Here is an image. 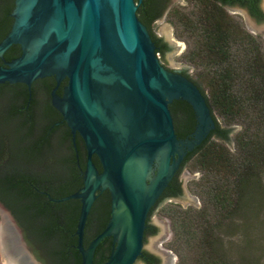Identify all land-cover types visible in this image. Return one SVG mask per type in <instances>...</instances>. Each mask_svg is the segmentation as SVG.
<instances>
[{"label":"water","instance_id":"obj_1","mask_svg":"<svg viewBox=\"0 0 264 264\" xmlns=\"http://www.w3.org/2000/svg\"><path fill=\"white\" fill-rule=\"evenodd\" d=\"M137 8L136 0H14L12 25L0 42V58L13 44L21 48L20 56L0 65V84L24 83L30 89L39 78L54 76L57 86L67 78L62 96L56 94L57 87L52 91L53 104L84 139L88 160L82 188L52 201H81L75 231L81 264H94L96 248L107 237L113 243L108 259L100 264L136 262L144 247L148 212L187 153L215 128L201 90L179 72L191 75L192 69L179 58L188 47L179 43L168 50L164 59L177 71L166 69ZM153 29L169 43L175 40L171 20L162 17ZM173 100L188 103L195 115V128L185 138L174 130L169 109ZM238 129L234 126L232 132ZM92 154L98 156L101 172ZM198 177L184 168L182 192L168 203L196 206L188 182ZM104 190L111 195V216L85 247L87 217L96 192ZM153 221L157 230L148 236L150 247L165 237L161 211ZM18 232L12 214L0 203L3 264H42L30 252L23 257L22 245L15 241ZM172 259L175 264L176 254Z\"/></svg>","mask_w":264,"mask_h":264},{"label":"trees","instance_id":"obj_2","mask_svg":"<svg viewBox=\"0 0 264 264\" xmlns=\"http://www.w3.org/2000/svg\"><path fill=\"white\" fill-rule=\"evenodd\" d=\"M142 1L136 0L137 16L147 27L156 53L162 56L164 47L152 32L158 6L155 0ZM13 7L14 0H0V42L11 28ZM171 18L193 40V47L184 58L193 67L194 75L187 71L183 75L201 90L215 128L183 161L190 172L199 174L190 185L199 205L182 207L167 203L161 209L170 226L167 245L177 256L176 264H264L262 43L216 5L198 3L190 12L181 15L172 12ZM20 54V46L11 45L0 58V65ZM48 83L45 79L41 84L48 86ZM1 95H7L9 101L4 115L0 113V162L3 153L19 160L0 165V200L25 222L24 226L37 239L32 247L43 264H81L75 235L80 203L70 199L46 204L37 191L45 189L55 198L74 193L80 181L76 180V172L70 171L72 159L68 157V172L63 180L43 175V165L35 160L31 163L20 160L34 158L40 152L29 138V131H25L29 127L27 117L20 114L25 111L28 87L24 83L6 82L0 84ZM170 107L176 134L185 138L194 129V112L183 100H175ZM17 116L21 123L14 128L9 125L1 132V122ZM236 125L239 129L232 132ZM177 184L179 187L180 183ZM107 203V207L101 208L105 220ZM97 206L95 203L91 215L98 210ZM99 213L98 219L104 223ZM103 229H96L94 235ZM93 238L84 239V246ZM107 238L96 248L94 264L108 259Z\"/></svg>","mask_w":264,"mask_h":264},{"label":"flooded vegetation","instance_id":"obj_3","mask_svg":"<svg viewBox=\"0 0 264 264\" xmlns=\"http://www.w3.org/2000/svg\"><path fill=\"white\" fill-rule=\"evenodd\" d=\"M142 2L143 1L141 0V2L139 3ZM202 2L219 6L227 16L239 22L243 28H245L249 33L259 39L261 43H264V0H155L158 9L153 23H155L162 17H171L172 12L177 13V15L190 12L194 8L195 4ZM152 32L158 40V43H160L164 47L163 54L161 57H159L161 63L166 69L170 71H177L166 62L164 57L168 50L172 48H178L180 44L175 40H172V44L169 43L163 36L156 34L153 28ZM179 72L183 74L186 72V70H179ZM45 79H47V82H49L48 86L41 84ZM66 85L67 78L61 80V82L57 86L55 77L47 76L33 81L30 89L27 86L29 96L26 99V104L23 106L25 111L21 110L22 113L20 114H24L25 117H27V124L29 125V127L25 128V131H29V138H31V141L38 147L40 152H38V155L34 158L28 159L29 157H21L20 160L27 159L29 163L35 160L39 162L40 165H43L45 170V172H42L43 175L49 176L54 180H63L67 176L68 172V157L71 158L72 160H70V165H72V168L70 169V171H75L76 180L80 181V185L75 191L77 192L83 186V178L88 160V151L85 141L80 133L77 131H72L69 124L64 119L62 113L53 104L52 91L57 87L55 89L56 94L58 96H62L63 89ZM8 101L9 97L7 95L0 96V113H2L1 115H4L3 111L4 113L6 112L5 107L7 106ZM174 101L175 100H173L169 104V109L173 118L175 130V120L170 107ZM19 117L20 116H17L14 120L12 119L2 121L4 123L1 122V132L5 127L8 128L9 125H11V128H14V125H18L19 123H21ZM6 131L7 129L5 130V132ZM18 160L19 157H12L8 153H3L1 155L0 165L3 166L5 165V163H8L10 161L18 163ZM91 160L95 164L98 171L101 172L102 166L98 156L96 154H92ZM183 161L181 162L179 168L174 172L166 188L162 191L161 195L148 212L146 218V228L144 230L143 236L144 247L134 264H173L172 252L162 247L164 244L163 237L161 238L162 241L158 246H146V242L148 236L153 235L157 230V226L153 221V215H157V213L161 211L165 204L174 201L178 196H180L182 192L183 180L181 178V172L184 168H186V166L183 165ZM178 182L180 183V191L177 184ZM37 191L40 194V199L43 203H59L52 201V199L58 198L51 196L50 192H48L47 190L38 189ZM96 195L97 196L92 204V207L96 203V205H99L97 206L98 210L94 211V214H92V216L91 207L85 225L84 239L87 238L88 240L89 238L95 237L94 234L96 229H99L101 227L104 228L106 226L111 216L110 192L108 190L97 191ZM75 200L80 203L81 207L80 199ZM106 202H108L107 204L109 205V210L107 219L105 220V217L102 215L104 214V212L101 208L107 207ZM0 203L10 211L16 222L17 228L19 230V232L15 236L16 244H18L19 246L24 245L26 247L25 249L22 246V248H19L23 257L26 258V252H30L38 261L43 264V262L37 257L32 247V245L37 244V239L35 240L33 234L30 233L31 231H29L27 227L24 226L25 222H23V220H20L18 217L14 216L11 210L1 200ZM99 211H101V217L103 216L104 223H102L101 221H99L100 219H98V217H100ZM112 243L113 238L108 237L106 244H109L111 248Z\"/></svg>","mask_w":264,"mask_h":264},{"label":"rangeland","instance_id":"obj_4","mask_svg":"<svg viewBox=\"0 0 264 264\" xmlns=\"http://www.w3.org/2000/svg\"><path fill=\"white\" fill-rule=\"evenodd\" d=\"M165 18L172 21L175 41H177L178 43H181V44L187 46L188 47V51H189V49H191L193 47V44H194L192 38L190 37V35L188 33H186L185 31H183V29L176 22H174V23H176V26H175V24H173V20H172L171 17H169V18L165 17ZM185 53L186 52L179 54L180 64H182V65H184V66L192 69L191 75H194L193 67H191L190 65H188L186 63V61H185V58H184ZM185 169L186 170H189L187 167ZM191 182H188V189H189V192L194 195V193L192 192V190L190 188ZM175 204H179L180 205V202L179 203H175ZM198 205H199V199L197 197V205L196 206H198ZM185 207H187V205H185ZM161 219L166 223L165 237H164V247L163 248L166 249V250H169L173 254H175L171 249H169V247L167 245V243L169 242V239L171 237L170 226H169V222H168L167 218L162 215V212H161ZM176 262H177V256H176V259H175V264H176ZM0 264H3V260H2L1 254H0Z\"/></svg>","mask_w":264,"mask_h":264}]
</instances>
